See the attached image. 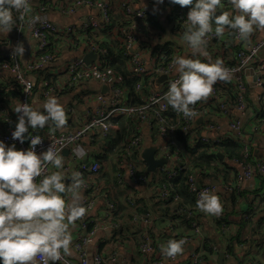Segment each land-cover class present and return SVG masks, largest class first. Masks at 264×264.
<instances>
[{
  "label": "built area",
  "instance_id": "obj_1",
  "mask_svg": "<svg viewBox=\"0 0 264 264\" xmlns=\"http://www.w3.org/2000/svg\"><path fill=\"white\" fill-rule=\"evenodd\" d=\"M43 1L40 0L39 4L34 6L33 0H30V12L25 13L23 18H21L20 13L13 12L15 23L11 30L17 34L15 46L20 43L23 32L27 31L29 36L36 41L34 56L26 63L24 68L20 67L17 56L12 55L13 51H7L0 57V72L12 74L13 82L19 89L17 103L30 104L35 82L29 76L47 70L48 64L53 62L63 50L80 51V55L64 63L58 71L56 70L57 72H48L47 70L44 73L46 79H39L37 82V88L40 89L44 98L62 96L89 80L96 81L101 87H106V91L103 93L96 90L86 94H89L87 99L94 103L93 108L87 110V117H82L73 106L64 107L65 124L69 121H73L75 124L71 131L59 129L53 122H49L43 129L30 128L24 134L29 138L25 139L23 143L13 140L11 137V132L14 130L19 114L14 112L13 117H10L0 106V141L5 144H14L17 150H26L30 146V135H39L42 142L35 146L36 153L39 154L45 151L50 145L59 150L61 155L64 149H67L68 154L79 161L76 171L81 173L83 179L84 174L95 175L101 169L98 162H87L85 160L88 149L107 139L110 130L115 126L114 119L123 118L132 126V134L123 138L122 149L115 154V160L119 166H125L131 183L143 185L148 181V173L137 165L141 143L140 124L143 123L150 132L161 140L159 150L162 158L166 159L167 162L157 170L167 180L177 177L179 173L186 169L188 162L184 151L177 142L176 132L179 130L182 135L190 139L195 136L198 127L194 124V121L202 115L204 105L210 100H218V109L225 116H228L232 110L240 115L245 114L248 105L249 85L252 89L258 90L256 103L260 108V113L254 119V129L264 124V56L260 55V49L264 46V36L259 40L245 42L244 38L239 37L236 30L231 29L230 32L225 30L224 34L229 36L227 37V43L224 45L222 35L217 37L214 31L208 35L206 49L209 55L213 58V61L219 59L225 67L230 69L231 79L227 81L218 80L212 86V91L206 98L191 106L194 115L186 117L172 109L166 100L169 83L177 78L172 64L177 55L170 56V54H166L168 52L166 49L158 48L152 50L151 54L145 57L138 49H133L136 43V35L141 30L148 31V27L144 24V19L148 18L147 12L134 7L136 0H116V6L119 9L122 21L116 23L115 28H112L110 33L112 40L118 43L117 47L125 57L129 71L137 78L132 90L122 86L121 79L106 68L107 49L100 43L104 37L93 35L94 32L103 29V24L112 21L111 1L58 0L42 4ZM161 5L166 14L179 26L186 27L187 13L181 7L170 3L169 0H163ZM82 7L98 10L100 13L99 19L86 16L81 19L78 25L69 24L60 27L47 18L48 9H54L59 15L68 17L75 14ZM113 29H115V32ZM151 37H155L152 41L157 39L156 34L151 35L149 38ZM226 45L232 53L231 62L225 61L222 56L220 57ZM86 53L96 54L98 60L85 64L82 57ZM160 76H165V80L153 87L152 82ZM248 78L250 82H248ZM226 97L230 99L227 100ZM136 98L139 100L138 103H134ZM228 127L233 132L235 139L241 144V158L228 159L224 156L217 164L220 170L238 169L235 181L230 186H225L229 194L237 195L242 180L264 176V159L255 157L252 154L250 143L243 140L242 125L239 119L229 121ZM219 130L220 126L215 122L207 121L203 125V134L199 141L207 145L220 143V138L210 139L206 136L208 132H218ZM81 150L82 154L78 155L77 153ZM209 151L215 150L210 148ZM53 170L54 168L49 164L45 169V174ZM198 173L200 171L193 170L186 178L188 193L193 196V207L179 206L174 213V217L178 214L184 215L189 224L191 235L181 237L185 240V244L194 237L203 239L197 221L196 211L200 209L197 207L196 201L200 192L204 190L214 192L216 190V186L209 182L200 184L196 177ZM39 179L40 177L36 178L37 182ZM115 179L116 183L121 186L123 180L119 171L115 172ZM83 189L85 193L81 203L86 211L76 221L79 228L84 230V234H79L73 243V248L78 254L79 264H114L116 261L114 254L104 256L96 253L88 258L86 246L97 231L118 227V224L110 222L115 207L112 203L106 201L100 219L93 223L88 230L86 215L94 203L95 189L90 184H84ZM158 195L159 199L162 200L169 197L168 184H162ZM173 200L178 202L180 199L175 195ZM244 217L250 219L246 215ZM175 219L170 222L173 223ZM150 220V215H140L137 212L132 213L129 219L131 223L141 221L145 224H148ZM229 232L228 226H221L218 237L223 238ZM210 249L216 250L214 246H211ZM138 251L144 256L155 251L154 243L146 232L142 234ZM224 256L228 259L231 258L227 253ZM34 259L38 264H44L41 256L37 255ZM176 259L177 257L165 256L160 248L155 252L153 264H162L165 260L174 262ZM55 263L73 264L63 253ZM49 264H51L50 261ZM189 264H203L199 251L190 254Z\"/></svg>",
  "mask_w": 264,
  "mask_h": 264
},
{
  "label": "crops",
  "instance_id": "obj_2",
  "mask_svg": "<svg viewBox=\"0 0 264 264\" xmlns=\"http://www.w3.org/2000/svg\"><path fill=\"white\" fill-rule=\"evenodd\" d=\"M50 2H56L58 0H49ZM40 0H33V5H38ZM135 8L143 9L147 12L148 18L144 19V24L148 27V31L141 30L136 35V43L133 49H138L143 53L145 57L151 54L152 50L162 48L167 50L166 54L177 56H191L190 50L184 44L182 40V33L185 27L179 26L172 18H170L161 2L158 0H139L135 1ZM226 10H231L229 4ZM225 11V9H224ZM36 13V12H34ZM86 16H92L99 19L100 13L96 9H90L82 7L77 10L72 16H61L54 9H48L47 18L58 26H65L69 24L78 25L81 19ZM112 19H115L117 23L122 21L119 9L116 6V0H112ZM115 28V27H114ZM115 32V29H113ZM156 34L157 39L152 41L155 37L149 38L151 35ZM17 34L11 30L7 34H0V57L7 51H13L15 48V39ZM229 35L223 34L224 45L227 43ZM264 36V28L254 29V31L244 41L259 40ZM24 47V53L22 57L17 56L18 62L21 68H24L26 63L34 56L36 41L29 36L27 31H24L20 43ZM225 46V49L220 57H224V60L231 62V50ZM142 49V50H141ZM80 51H65L63 50L54 59L53 62L48 64V72L58 71L59 67L64 63L71 61L75 56H79ZM260 55L264 56V46L260 49ZM211 57V56H210ZM204 59L203 57H199ZM213 59V58H212ZM126 70L129 71L127 63L125 64ZM56 71V72H57ZM130 73V72H129ZM31 77V76H29ZM36 81V78L31 77ZM13 76L9 72H0V106L4 109L5 113L13 117L14 108L17 104L18 87L13 82ZM248 82L250 79L248 78ZM157 80L152 82V86L156 87ZM103 87L99 86L96 81L89 80L82 85L75 88L62 96H55L59 99L64 107L73 106L82 117H87V110L93 108L94 103L88 100L87 93L94 92L96 90L102 92ZM257 89H252L248 85V105L245 114L232 110L228 116L222 114L218 109V100L208 102L203 107V113L197 117L194 124L198 127V132L192 137L195 142L199 141V138L203 134V125L207 122H215L220 126L218 132H208L206 136L210 139L220 138L221 141L226 139H234L233 132L228 127V122L233 119H239L242 125V138L246 142L250 143L252 154L255 157L264 159V124H261L257 129H254V119L260 113V108L256 103ZM221 98V96H220ZM47 98H44L40 89H33L32 97L30 99L31 106L43 110L42 105ZM222 99V98H221ZM226 99H230L226 97ZM125 125L124 136L132 134V126L122 119ZM1 126V124H0ZM75 126L73 121H69L63 126L58 127L64 131H71ZM30 129V128H29ZM120 126L115 120V126L110 130V134L118 133ZM141 143L140 153L137 160V165L140 169H145L144 162L140 159L142 151L146 148H154L156 150V158L162 157L159 150L160 138L150 132L147 127L142 123L140 124ZM109 134V136H110ZM109 137H107L108 139ZM98 142L94 147L88 149L86 159L87 162H98L101 169L97 175L84 174L83 185L90 184L95 189L94 203L91 209L86 215L88 220V230L92 227L93 223L98 221L105 208L106 201L114 205L115 211L113 212L110 222L118 224L116 229L105 228L97 231L87 244V254L90 258L93 254L99 253L104 256L114 254L116 261L114 264H153L155 252L161 248L162 245H166L170 239H179L183 236H190L191 230L187 228V225L183 222L182 217L178 216L173 223L169 221L174 216L176 211L175 207L171 213H167L165 216L157 204L158 198L156 194L158 192L157 183L159 182L158 170L153 174L148 175V181L143 185L133 184L129 181L127 170L125 166H119L116 162L115 154L116 149L110 148L107 151L102 149V144L107 140ZM122 137L120 139V143ZM192 143V144H194ZM8 146L7 144H5ZM107 149V147H106ZM106 153L107 155L103 154ZM64 160V171L66 173V185L71 184L70 174L72 171H76L79 166V161L71 157L69 154L62 152ZM55 170V169H54ZM119 171L122 175L123 183L119 186L116 183L115 172ZM238 169L232 168L229 170H221L216 173V178L211 181H217L219 185L216 186L214 193L219 197L223 208V215H211L204 211L197 210V221L200 225V231L203 235V239L192 238L184 246V252L182 255L177 256L174 262L165 260L162 264H189L190 254L195 251H199L203 259V264H264V176H258L251 179L242 180L238 190V194H229L225 186H230L236 179V173ZM147 172V171H146ZM148 173V172H147ZM155 175L153 180L152 176ZM211 181L209 183H211ZM82 185V192L84 196V189ZM65 198H67L66 194ZM235 197V203L231 197ZM157 205V207H156ZM187 207H193V204ZM140 209H147L149 212L140 213ZM155 209V210H154ZM254 210V215L250 219H246L243 215L244 211ZM241 211V212H240ZM137 212L140 215H150V222L145 224L141 221L131 223L129 221L132 213ZM240 212V213H239ZM239 213V215H237ZM234 224L228 226L230 233L234 237H238L239 243L237 244V257H231L230 259L223 256L219 261L220 253L225 254V242L219 238V226H217L218 216H225ZM177 216V215H176ZM71 235V243L69 245V253L64 256L73 264H79L78 254L73 248V243L76 241L79 234H84V230L79 228L78 222L69 223L68 228ZM87 230V231H88ZM146 232L154 243V250L151 253L141 255L138 251V246L141 242L142 234ZM86 233V230H85ZM214 246L216 250H211L210 247ZM235 249V248H234ZM51 264H57L51 262ZM34 264H38L34 259Z\"/></svg>",
  "mask_w": 264,
  "mask_h": 264
},
{
  "label": "clouds",
  "instance_id": "obj_3",
  "mask_svg": "<svg viewBox=\"0 0 264 264\" xmlns=\"http://www.w3.org/2000/svg\"><path fill=\"white\" fill-rule=\"evenodd\" d=\"M169 2L191 6L182 33L191 56L173 59L177 78L169 83L166 100L176 112L192 117V105L206 98L218 80L231 79L230 69L221 60L213 61L210 57L206 49L208 35L214 31L219 37L227 28L246 39L254 29L264 28V0H229L231 10L219 14L217 9L222 7V0ZM14 11L23 18L30 12V0H0V34H7L13 28ZM23 53V45L17 44L12 55L22 57ZM42 108L41 111L20 102L15 105L13 111L19 115L11 132L13 140L23 143L29 138L24 135L29 128L43 129L49 122L56 127L65 124L64 106L57 97H47ZM41 142V136L30 135L29 148L17 150L14 144L6 146L0 141V264H34L37 255L43 258L44 264L58 261L62 253H69V223L86 211L81 203L84 183L81 173L72 171L68 177L71 184L66 185L63 156L52 145L37 154L35 146ZM77 154H82V150ZM49 164L55 170L45 174ZM37 177H40L38 182ZM196 205L211 215H219L222 210L219 197L209 190L200 192ZM184 246L183 238L170 239L161 246V251L174 258L183 254Z\"/></svg>",
  "mask_w": 264,
  "mask_h": 264
},
{
  "label": "trees",
  "instance_id": "obj_4",
  "mask_svg": "<svg viewBox=\"0 0 264 264\" xmlns=\"http://www.w3.org/2000/svg\"><path fill=\"white\" fill-rule=\"evenodd\" d=\"M48 1L49 0H44L42 4ZM110 1L112 2V0ZM229 4H230L229 0H222V7H219L217 9V14H219L221 11H224V9L226 10ZM178 6L181 7L180 5ZM190 7L191 6H184L181 8L186 13H188ZM111 20L112 21L110 23L103 24V29H101L100 31L94 32L93 35L95 37H100V35L104 37L102 38L100 43L103 47L107 49V57H106V63H105L106 68L109 69L113 74H115L121 79L122 86L126 87L129 90H132L134 84L137 81V78L134 75H132L130 71L126 70V66H125L126 59L121 53V51L118 49L117 47L118 43L112 40L111 38V35H110L111 29L114 28L117 23L115 19H111ZM212 26L213 28H215L214 23ZM230 31L231 29L226 28V32H230ZM46 71L47 70H44V71L42 70V71H39L37 73L30 75L31 77L36 78V81L34 80L35 82L34 89L37 88V85H38L37 82L39 81V79L40 80L46 79V76L44 75ZM18 94H19V89H18ZM138 102L139 100L136 98L134 100V103H138ZM122 119L123 118L117 119V123L120 126V131L118 133L110 134V136H108L109 138L105 141L104 144H102V149H104V151L109 150V147L118 148L119 144H120L119 149H116V151L118 152L122 149L121 147L122 141L120 143V139L122 137V140H123V136H124L123 134L125 131V125ZM176 139H177L179 146L184 151L188 162L186 164V169H184L181 173H179L177 177L171 180H167L166 177L162 175L159 171L157 173L159 175V182L157 183L158 191L160 187L162 186V184L164 183L168 184V187H169V197L167 199H163V200L159 199L158 192L156 194V198H158L159 200L157 201V204L159 205V207H162L161 210L165 216L167 215V213H171L172 209H174L175 207L178 208L179 206H190L191 204H193V196L188 193L187 186H186V178L189 173L193 172V170L200 171V173H198L196 177L200 184H205L207 182H210L212 179H215L216 173L221 171L217 166L219 157H217L216 153H222L228 159H231V158L240 159L241 158V150H242L241 144L239 141H235L234 139H226L216 145H207V144L202 143L201 141H197L194 143L192 138L190 139L189 137L182 135V133L179 130L176 132ZM210 148H213L215 151H209ZM103 154L107 155L104 152ZM98 173L99 172H97L95 175H97ZM154 178H155V175L152 176L151 180H153ZM175 195L178 196L180 199L178 202H175L173 200V197ZM231 197L233 199V202L235 203V197L233 195H231ZM139 212L147 213L149 212V210L140 209ZM254 212H255L254 210H251V211L246 210L243 212V215H246L252 218L254 215ZM223 213L224 212L222 208L220 214L223 215ZM239 213H237V215H239ZM178 216L182 217L183 222L187 225V228L190 229L188 222L186 221L184 215L182 214H178L175 217L174 216L171 217L169 221L172 222V220L174 218H177ZM216 224L217 226H219V229H218L219 231L221 226H231L234 223L233 221L228 220L225 215V216H218ZM221 241L225 242V247H226L224 249L225 252L229 254L231 257L236 258L237 253H238L236 246L239 243L238 237H234L232 233L229 232L228 234L223 236V239H221Z\"/></svg>",
  "mask_w": 264,
  "mask_h": 264
},
{
  "label": "water",
  "instance_id": "obj_5",
  "mask_svg": "<svg viewBox=\"0 0 264 264\" xmlns=\"http://www.w3.org/2000/svg\"><path fill=\"white\" fill-rule=\"evenodd\" d=\"M82 60L84 61L85 64H89L91 62H95L98 60V56L93 53H86L83 55ZM165 76H160L157 78V82L160 83L163 80H165ZM103 93L106 91V87H103ZM64 154H68V150L64 149L63 151ZM156 150L154 148H146L142 151L140 155V159L144 162L146 166V171L150 174L154 173L158 168L162 167L164 164H166V159L160 157L156 158L155 157ZM217 157H219V160H222L224 155L222 153H217ZM211 184L219 185L217 181H211ZM224 254L223 252L220 253L219 256V261L222 260Z\"/></svg>",
  "mask_w": 264,
  "mask_h": 264
},
{
  "label": "rangeland",
  "instance_id": "obj_6",
  "mask_svg": "<svg viewBox=\"0 0 264 264\" xmlns=\"http://www.w3.org/2000/svg\"><path fill=\"white\" fill-rule=\"evenodd\" d=\"M155 156H156V153H155ZM217 166H218V164H217Z\"/></svg>",
  "mask_w": 264,
  "mask_h": 264
},
{
  "label": "bare ground",
  "instance_id": "obj_7",
  "mask_svg": "<svg viewBox=\"0 0 264 264\" xmlns=\"http://www.w3.org/2000/svg\"><path fill=\"white\" fill-rule=\"evenodd\" d=\"M116 119H114L113 121H115Z\"/></svg>",
  "mask_w": 264,
  "mask_h": 264
}]
</instances>
